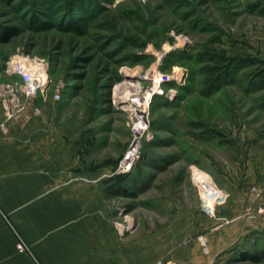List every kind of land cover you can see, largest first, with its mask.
Returning <instances> with one entry per match:
<instances>
[{
	"label": "rangeland",
	"instance_id": "obj_1",
	"mask_svg": "<svg viewBox=\"0 0 264 264\" xmlns=\"http://www.w3.org/2000/svg\"><path fill=\"white\" fill-rule=\"evenodd\" d=\"M40 80L37 93L22 90ZM39 95L112 171L140 137L131 170L112 174L124 233L159 232L200 207L213 214L227 193L205 167L225 175L264 156V0H0V99L15 111ZM200 170L218 192L212 207ZM259 237L245 252L258 263L229 262L244 253L235 249L223 264H264Z\"/></svg>",
	"mask_w": 264,
	"mask_h": 264
},
{
	"label": "crops",
	"instance_id": "obj_2",
	"mask_svg": "<svg viewBox=\"0 0 264 264\" xmlns=\"http://www.w3.org/2000/svg\"><path fill=\"white\" fill-rule=\"evenodd\" d=\"M36 97L10 116L0 99V264H154L161 257L223 264L224 254L250 252L264 234V210L246 213L264 205L263 155L225 175L205 167L227 193L213 214L200 207L159 232L124 233L112 204L117 179L106 159L92 160L90 142L76 137L82 130L60 123L55 107L42 110L45 97ZM188 226L194 237L184 232ZM19 239L24 249L16 247ZM258 258L230 255L229 262Z\"/></svg>",
	"mask_w": 264,
	"mask_h": 264
},
{
	"label": "built area",
	"instance_id": "obj_3",
	"mask_svg": "<svg viewBox=\"0 0 264 264\" xmlns=\"http://www.w3.org/2000/svg\"><path fill=\"white\" fill-rule=\"evenodd\" d=\"M170 79V76L167 74H161L159 77H157L156 79V83L154 84L155 88L152 89L150 92L153 93H157V94H162L163 93V88H162V84L167 82ZM42 82H39V84H36L33 89L32 88H28V89H22L23 91H26L27 93H37L38 88L40 90H42V86H43V80H40ZM156 91H161L156 92ZM151 94V95H152ZM54 98H59V93L56 92L54 94ZM11 110H8V108L6 107V116H10L11 114ZM145 113H143V117H144ZM142 118H140L141 121ZM143 122V121H142ZM141 147V143H140V137H136L134 136V138L130 141V143L128 144V146L126 147L124 153L122 154L121 159L119 160V162L117 163L115 169L112 171V174H121V173H127L131 170V168L134 166L135 162L137 161L138 157H139V150ZM219 196L218 198H220L218 201H216V203H220V202H224L225 198H226V194L219 192ZM216 196V197H217ZM264 210V205L258 206L257 208L254 209H246V213L249 217H253L255 212H260ZM213 213V212H212ZM202 245L204 246L205 241L202 239L201 240ZM16 247L18 249H24L26 246L24 245V242L19 239L16 243ZM154 264H181L180 261L171 258V257H161L159 259L156 260V262Z\"/></svg>",
	"mask_w": 264,
	"mask_h": 264
},
{
	"label": "bare ground",
	"instance_id": "obj_4",
	"mask_svg": "<svg viewBox=\"0 0 264 264\" xmlns=\"http://www.w3.org/2000/svg\"><path fill=\"white\" fill-rule=\"evenodd\" d=\"M125 74L126 75H130V74H128V73H126L125 72ZM132 75V74H131ZM40 79H43V78H47V75L44 73L41 77H39ZM127 83V82H126ZM121 84V86L122 85H127V84ZM124 86H122V87H120V88H123ZM119 88V89H120ZM119 92V91H118ZM156 92H158V91H156ZM117 95H118V93H116L115 95H114V97H116V99H117V101L118 102H122V101H124V100H126V98H123V97H117ZM196 181L197 182H199L200 183V186L201 187H204V195L206 194V197L204 198L205 199V202H207L208 204V207H210L211 205H212V201H211V197L213 196V195H217V190H216V188H215V186H214V184L212 183V181H211V179L207 176V175H202V174H197L196 175ZM208 199H210V200H208ZM212 207V206H211Z\"/></svg>",
	"mask_w": 264,
	"mask_h": 264
},
{
	"label": "trees",
	"instance_id": "obj_5",
	"mask_svg": "<svg viewBox=\"0 0 264 264\" xmlns=\"http://www.w3.org/2000/svg\"><path fill=\"white\" fill-rule=\"evenodd\" d=\"M231 70H232V68H231ZM224 74V73H223ZM229 76H231L229 73L227 74H225V78L227 79V77H229ZM220 81H219V79L217 80V83H219ZM218 85V84H217ZM241 257H246V258H249V259H252V260H258V255L257 254H246V253H244V254H242L241 255Z\"/></svg>",
	"mask_w": 264,
	"mask_h": 264
}]
</instances>
